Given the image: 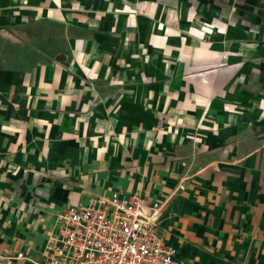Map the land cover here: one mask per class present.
I'll list each match as a JSON object with an SVG mask.
<instances>
[{
    "label": "crops",
    "instance_id": "0c3cea01",
    "mask_svg": "<svg viewBox=\"0 0 264 264\" xmlns=\"http://www.w3.org/2000/svg\"><path fill=\"white\" fill-rule=\"evenodd\" d=\"M113 193L187 264H264V0H0V258Z\"/></svg>",
    "mask_w": 264,
    "mask_h": 264
},
{
    "label": "built area",
    "instance_id": "2783aa9c",
    "mask_svg": "<svg viewBox=\"0 0 264 264\" xmlns=\"http://www.w3.org/2000/svg\"><path fill=\"white\" fill-rule=\"evenodd\" d=\"M162 206L140 193L68 204L59 241L45 257L35 259L19 251L13 259L29 264H187L159 235Z\"/></svg>",
    "mask_w": 264,
    "mask_h": 264
},
{
    "label": "rangeland",
    "instance_id": "374dc122",
    "mask_svg": "<svg viewBox=\"0 0 264 264\" xmlns=\"http://www.w3.org/2000/svg\"><path fill=\"white\" fill-rule=\"evenodd\" d=\"M0 264H29L24 260H18V261H7L6 259L0 258Z\"/></svg>",
    "mask_w": 264,
    "mask_h": 264
}]
</instances>
